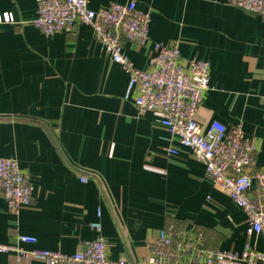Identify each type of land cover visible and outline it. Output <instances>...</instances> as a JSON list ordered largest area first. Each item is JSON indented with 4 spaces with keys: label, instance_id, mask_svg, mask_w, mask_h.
Masks as SVG:
<instances>
[{
    "label": "crops",
    "instance_id": "0c3cea01",
    "mask_svg": "<svg viewBox=\"0 0 264 264\" xmlns=\"http://www.w3.org/2000/svg\"><path fill=\"white\" fill-rule=\"evenodd\" d=\"M113 1L129 0H89L88 6ZM134 1L150 12L152 41L177 44L182 61H208L197 124L242 122L256 145L252 170L264 168V19L224 0ZM5 12L0 157L16 160L32 196L13 214L0 195V243L72 254L101 236L108 258L124 264L145 258L162 229L199 234L207 248L264 249L261 236L246 235L244 213L212 186L190 150L150 111L123 98L128 75L89 25L44 35L32 24L36 0H0ZM122 50L134 66L147 67L150 45L122 39ZM18 234L36 242H17ZM0 264L44 262L0 252Z\"/></svg>",
    "mask_w": 264,
    "mask_h": 264
},
{
    "label": "built area",
    "instance_id": "2783aa9c",
    "mask_svg": "<svg viewBox=\"0 0 264 264\" xmlns=\"http://www.w3.org/2000/svg\"><path fill=\"white\" fill-rule=\"evenodd\" d=\"M227 4L258 14L264 19V0H224ZM89 0H36L32 24L44 35L70 31L78 23L91 27L100 48L111 61L127 73L123 98L139 111H150L165 130L177 137L180 145L203 164L212 186L227 195L244 213L247 236L264 239V168L252 170L254 141L242 122L227 128L213 120L204 129L195 121V113L208 89L209 63L202 59L182 61L177 44L166 45L149 38V11L136 8L135 1L109 2L92 9ZM0 14V22L8 21ZM122 39L140 46H151L144 69L134 66L122 50ZM169 153H175L169 148ZM85 181V176H80ZM31 184L15 159L0 157V195L9 212L31 201ZM99 223L91 227L99 229ZM17 242L34 244L36 238L18 234ZM0 252H15L34 257L44 264H124L107 256L101 236L84 242L72 254L35 248L23 250L16 244L0 243ZM133 264H264V249L245 243L240 252L207 248L199 234H181L162 229L152 242L151 252Z\"/></svg>",
    "mask_w": 264,
    "mask_h": 264
}]
</instances>
